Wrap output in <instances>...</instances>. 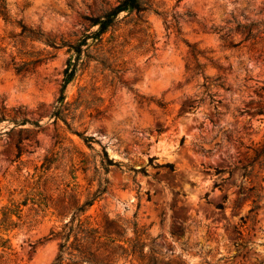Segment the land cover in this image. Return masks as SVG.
Instances as JSON below:
<instances>
[{
	"label": "rangeland",
	"instance_id": "374dc122",
	"mask_svg": "<svg viewBox=\"0 0 264 264\" xmlns=\"http://www.w3.org/2000/svg\"><path fill=\"white\" fill-rule=\"evenodd\" d=\"M119 1L0 0L9 19L0 16L7 264H53L62 240L52 236L73 213L61 217L54 205L64 199L69 207L71 194L83 204L104 179L107 191L80 220L101 237L93 249L102 247V257L107 222L122 227L116 244L129 253L111 264H147L132 253L137 243L161 264H264V0H145L152 4L145 25L136 13L120 14L102 47L101 58L110 60L91 62L65 92L69 103L80 93L101 99L88 110L84 102L68 120L93 139L86 144L51 117L74 59L62 45L97 30L88 19ZM103 149L120 163L107 174ZM7 210L19 225L10 231Z\"/></svg>",
	"mask_w": 264,
	"mask_h": 264
},
{
	"label": "trees",
	"instance_id": "16d2710c",
	"mask_svg": "<svg viewBox=\"0 0 264 264\" xmlns=\"http://www.w3.org/2000/svg\"><path fill=\"white\" fill-rule=\"evenodd\" d=\"M152 10V4L150 1L145 0H120L116 6L105 12L104 14L88 19L90 24V28L98 27L95 31H90L89 33L84 35L81 39L77 40L74 43H64L62 46H67L69 52H72L74 55V59H70L67 63V67L64 70V78L61 84V95L56 104L53 106V110L51 113V117L54 119V123L58 120H62L66 126L70 129L71 132L80 136L86 144L92 141V138L85 137V132H81L71 128V124L68 120L72 118V122L75 120L73 113L78 110L82 106V104L86 103V110L89 109V106L96 105L101 102V99L97 97H93L92 101L88 100V97L83 96L81 93L79 94L77 100L74 103H69L66 101L67 96L65 92L67 90L68 85L75 80L79 71H84L90 66L91 62H96L99 65H105L106 61H109V58H101V53L104 50L103 43L105 41V36L108 32H116L117 28L120 25L119 16L124 12H129L130 14L136 13L139 15L140 25H145L147 21L144 18V14ZM0 16L8 23L9 19L6 13V7H0ZM23 34L26 35L29 31L22 26ZM34 38H42V36L33 33ZM92 39L94 41V45L96 48V53L98 55H94L90 52L92 45L89 44V40ZM49 44L57 49L56 45L51 41H48ZM117 38H112L108 41V44L113 45L110 48L109 53L118 48ZM99 46V47H98ZM122 46V45H121ZM193 55L195 56V49L192 47ZM112 56L113 53H111ZM49 57L41 58L38 60V63H42L47 60ZM25 66L24 65H15V70L18 73H23ZM199 71H201L200 65H197ZM211 97L212 103L215 102L213 100V96ZM158 105L162 108H165V104L158 103ZM83 114H81L82 116ZM73 116V117H71ZM82 117H80L81 119ZM3 120V118H1ZM52 164V161L46 159L45 167L48 170ZM101 166L105 171V174L109 172V169L113 166L120 167V163L114 161L109 158L108 153L105 149H103V153L101 156ZM86 170V168L84 169ZM108 180L104 179L100 181L98 190L94 193L91 198H88L83 204H80V199L76 194H71V204L69 207H66L62 204L64 199L59 200L54 206L58 212V215L63 217L65 214L72 213V218L65 223L63 227V232H59L58 234L52 236V238L60 237L62 242L60 243V254L55 260L53 264H65L64 255L67 254L69 256L68 260L70 261L67 264H111L118 257L127 255L129 251L124 248L122 245L116 244L121 238H124V232L122 227L115 221H108L103 236L109 239L105 250V254L99 256L97 253L102 249V247H98V249H93L96 241H99L101 237H96L98 234L95 230H90L86 227V224L80 220V217L84 215L87 210L93 205V203L101 197L107 191ZM76 221L78 222L76 224ZM3 228L5 231H10L13 228H17L19 225L11 222L10 220V211L7 210L4 213V221ZM0 227L2 224L0 223ZM74 237V240L70 243L71 237ZM9 240H4L0 238V264L8 263V256L10 251L12 250L10 246ZM145 246H140L139 243L134 245L132 248L133 254H138L141 260L148 261L147 264H161L158 258L153 255L148 257L145 253ZM70 250L74 253H70ZM120 250L121 253H117ZM120 254V255H119ZM100 257L102 260H100Z\"/></svg>",
	"mask_w": 264,
	"mask_h": 264
}]
</instances>
